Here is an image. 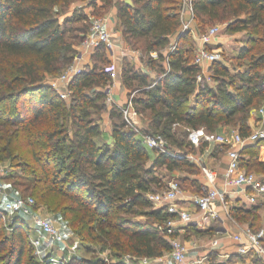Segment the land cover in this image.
I'll use <instances>...</instances> for the list:
<instances>
[{
  "label": "trees",
  "instance_id": "1",
  "mask_svg": "<svg viewBox=\"0 0 264 264\" xmlns=\"http://www.w3.org/2000/svg\"><path fill=\"white\" fill-rule=\"evenodd\" d=\"M74 1L0 0V164L16 170L9 175L15 179V188L31 192L36 204L60 214L100 249H109L115 258L119 254L162 256L171 250L170 240L178 235L158 229L171 216L160 208L144 213L148 221L142 224L129 216L139 208L152 206L147 194L162 184L155 174L156 167L195 170L181 157L195 147L178 134V127L215 132L221 125L237 122L239 134L250 135V110L264 98V0H190L199 26L219 23L225 24L229 32L247 33L245 46L236 57L246 64L232 74L227 66L215 61V87L197 81L200 67L194 62L195 55L190 56L188 31L179 35L176 48L167 57V67L162 64L165 58L160 51L180 27L177 0H80L88 1L92 14L114 5L126 42L132 46L139 43L147 65L156 72V77L150 78L123 65L121 76L124 86L138 93L131 99L136 112H149L148 128L143 133L149 130L152 135H160L166 143L163 150L148 148L141 132L124 121L113 123L111 145H97L100 127L90 109H97L104 93L89 95L85 90L112 80V72L107 70L110 63L102 70L95 66L84 69L70 81L71 102L77 107L71 116L70 132L65 123L64 100L50 87L40 85L44 74L55 73L64 62L71 61L76 53L73 46L87 35L83 30L74 34L80 28L68 25L83 22L85 14L75 12L60 22L54 12L57 5L67 7ZM101 52L106 58L103 47L97 48L92 57H101ZM150 52H156L157 57H150ZM192 96L194 105L190 104ZM110 113L123 117L122 109L115 105ZM256 151L251 146L240 151V166L247 172L253 163L264 171V162L256 159ZM152 152L156 156L149 166ZM196 185L199 192L200 184ZM262 204L264 200L251 208L230 209L229 216L259 231L254 226ZM2 214L0 209V264H32L31 257L24 263L31 245L27 223L19 215L8 223ZM6 228L9 233H5ZM79 263L100 264L92 260ZM208 264L230 263L209 259Z\"/></svg>",
  "mask_w": 264,
  "mask_h": 264
},
{
  "label": "built area",
  "instance_id": "2",
  "mask_svg": "<svg viewBox=\"0 0 264 264\" xmlns=\"http://www.w3.org/2000/svg\"><path fill=\"white\" fill-rule=\"evenodd\" d=\"M190 2V0H189ZM190 7V4H189ZM191 9V8H190ZM219 27H211L204 33L200 34L198 39L201 43L195 53L194 62L197 65L203 63H213L220 58L218 51H209L205 45L209 44L211 40L218 34ZM99 47H103L105 51H111L114 48V42L111 34L108 31L104 18H95L92 20L89 31L82 41L77 55L73 59V63L68 67L67 71L60 78V96L65 97L66 87L74 76L78 75L84 70V57L92 55ZM150 57L156 58V52H150ZM112 74L115 67L111 65L108 67ZM107 102L111 105L113 103L110 95L107 97ZM122 115L126 126H132V121L129 118L127 108L122 109ZM175 127V126H174ZM264 138V127H260L258 131L251 133L247 137H242L237 132L229 134H218L215 132H207L204 128L190 129L187 131V140L195 148H199L203 143L222 145L227 149L228 161L224 173V186L239 189L243 195L245 202L250 204H257L264 200V179L258 177L251 172H247L240 166V151L249 143L257 141L259 138ZM143 142L148 148L156 150H163L166 143L164 139L156 134L143 135ZM185 157L189 162H194L195 159L191 153L181 156ZM201 174L204 182L200 184L199 192L190 196L191 203L197 207L200 213V221L206 222L211 218L217 216V205L225 212L228 211V206L225 197V191H220L216 186V172L205 165L200 166ZM1 176V172H0ZM161 190L152 191L147 194L150 202L157 205L158 208L163 209L169 214L171 218L166 220L163 225L158 226V229L163 233H183L188 225L192 222V215L190 211L183 208L178 202L183 195V189L177 179H170L165 181L162 179ZM5 194L4 184L0 181V199ZM35 205L34 199L31 197L23 198L17 197L5 201L0 209L3 211L2 217L4 221L16 215L27 217L31 225L28 228L29 242L31 246L37 249H44L45 255L50 262L57 264H67L68 261L63 257H56L51 253V249L57 243H63L64 237L60 230L48 220L41 218L38 214L32 211ZM38 229L41 233L38 236L32 235L31 231ZM234 239L239 243L238 253L240 255H249L255 260H261L264 264V230L252 231L247 228L243 236L235 235ZM171 251L170 256L175 264H184L186 261L187 248L178 239L170 240ZM203 258L196 261L195 264H202Z\"/></svg>",
  "mask_w": 264,
  "mask_h": 264
},
{
  "label": "rangeland",
  "instance_id": "3",
  "mask_svg": "<svg viewBox=\"0 0 264 264\" xmlns=\"http://www.w3.org/2000/svg\"><path fill=\"white\" fill-rule=\"evenodd\" d=\"M118 1H122V0H118ZM124 1V0H123ZM128 1V0H126ZM179 3V11H180V15H181V22H180V31L178 32V37L180 34H182L183 32L188 31L189 35H190V43H187V46L190 47L191 50V54L190 56L193 58V56L195 55V51H196V44H195V37L198 38V36L202 33H204L206 30H208L211 27H219V31H218V35H216L217 37H220L224 31H227V27L225 24H219V23H207L204 26H199L197 21L193 18V14L192 17H190L189 20L187 18V20H185L186 18V10L189 7V0H177ZM88 1H80V0H76L73 3H71L69 6L67 7H63L60 5H57L54 8V12L57 15L58 19L60 22H63L65 19H69L70 17L73 16V14L75 12L80 13L81 15L84 14L83 9L80 8L81 6L87 4ZM188 4V5H187ZM115 6L113 5L111 8H114ZM110 8V9H111ZM108 9V10H110ZM108 10H103V11H98L95 14L91 15V19L86 15L87 19H85L83 22H78V23H70L68 24L71 27H78L80 28V31H73L74 34L80 33L81 30L84 31V34H87L91 25V22L93 19L95 18H104V15L106 12H108ZM93 11V10H92ZM191 11V10H189ZM192 13V12H191ZM187 21V22H186ZM82 34V35H84ZM197 34H199L197 36ZM85 36V35H84ZM83 36V37H84ZM82 37L81 42L78 46H73L76 48V53L74 54V57L77 55L80 45L82 43V41L84 40V38ZM124 37V36H123ZM177 40L174 39L173 42H171V46H169V50H171L173 48V45L175 46L174 49L177 46ZM216 38L214 39V41L212 42V44H208L205 48L208 49L209 51H218L220 53V58L216 61L218 63H222L223 65L227 66L228 69L231 71V73H235L238 71V69L242 68L243 65L246 64L245 62H242L240 60H236L237 54H238V50H235L234 52L229 51V50H223V49H217L216 47ZM126 44H128L126 42ZM129 47L131 48H137V50L142 53L141 49H140V44L136 43L134 46L128 44ZM179 46H181V44H179ZM134 48V49H135ZM101 57H99L100 55H97V58H93L92 55L86 56L84 57V69H91L92 66H95V68L97 70H102L105 66H107L110 63V60L107 58L108 56H106V58L104 57V52H101ZM74 57L71 59L70 62H64L61 65V68L52 74H44V76L42 77V81L40 82L41 86H48L52 89V91L55 93L56 96H58L60 99H63L65 104H66V125H67V129L72 131L73 127L70 124V120H71V116L76 113L77 111V107L73 106L74 104H72L71 102V95L69 93V87H66V92H65V97L62 98L60 96L61 90H60V78L62 75L65 74V72L67 71L68 67L73 63V59ZM104 57V58H103ZM122 64L120 66L121 69V73L123 70V65H129L128 63H126L123 59H122ZM124 62V63H123ZM213 66H214V62L213 63H203L200 64V72L198 74V83H200L201 85L203 84H207L210 87H215L216 82L214 81L212 74H213ZM132 69L134 71H138L141 72V70H139L138 68H134L132 67ZM108 84H104V85H98V86H94L93 88L90 89H86V93L89 95H94L97 93H104V96L98 100L97 102V109H90L91 110V115L92 117H94V121H96L97 123L99 122V120L101 119V116L104 115L106 112H111V108L113 107V105L110 106V104L107 102V97L109 95L108 92ZM133 96L138 95L137 91L133 92ZM194 96H192L191 102L193 103V105L195 104V99L193 98ZM73 106V107H72ZM251 113H249V117L250 115L253 117V119L255 120V123H258V121H260L258 123V125L254 126L253 129L250 131L251 133H254L256 131H258V129L260 127H264V119H261L259 117L264 118V98L261 99L255 106H253L251 108ZM148 113L146 112L145 114H142L141 116V120H139L138 122L134 123L132 122V126H129V128H133L135 131H140L141 135H146V134H150V131L147 130L148 133H143L144 130H146L148 128V124H149V119H148ZM115 121L121 122L124 121V119L122 117L117 118ZM222 129L224 130H219L217 131V133L219 134H229L232 132H237V122L228 124V125H221ZM177 132L179 135L184 136L185 141H187V130L184 127H178L177 128ZM152 135V134H151ZM252 148L256 147V149H258L257 156L256 159H258L259 157V152H260V148L264 147V138L261 137L259 138L257 141H255L253 143V146H251ZM258 147V148H257ZM253 149H251L252 151ZM255 151V150H253ZM196 151L194 150L193 152H191V154H194ZM244 159H248V158H244ZM247 161V160H246ZM254 161V160H252ZM196 164H193L195 166V170L193 171H189L190 174L193 175H198L199 170H200V164L198 162H195ZM213 170V169H212ZM15 169H11V167H9L7 164L5 163H1L0 164V172H1V176H0V181L4 184V188L5 191H14V190H19V192H21V196L23 198H28L31 197L34 199V202H37V199L34 198L33 195H31V192H24L21 191V187L15 188L12 184V182L15 180L10 179L9 175H11L12 173H15ZM180 172H187L188 169L186 168H182L179 170ZM249 171L253 174H255L258 177H262L264 179V171H262L257 165L256 163H253L252 166L250 167ZM159 177H161L160 175L163 174L161 173V171L159 172ZM20 177V176H18ZM167 177V176H166ZM164 177L165 181H168L170 179H177L175 177ZM162 178V177H161ZM5 181H4V180ZM21 179V178H20ZM24 179V178H23ZM197 185L194 186V189H196ZM161 186H156L153 188V191H158L161 190ZM17 190V191H18ZM31 208L33 212H35L36 214H38L41 218L44 219H48L50 220L55 227H57L61 234L64 237V241L63 243H57L56 245H54L51 249L52 252H54V256L56 257H60L63 256L68 263L67 264H80L79 262L82 261H99L100 264H115V263H121V264H160L161 259H165V262H168V264H175L170 256V251L165 252L162 256L159 257H154V258H145V257H135L132 255H128V254H119L118 258H115L114 254L109 250V249H105L102 250L100 249V245L99 244H94L93 242H91L88 238H85V235L81 234L78 232L77 228H73L71 226V224L69 222H65L62 218L61 215L58 213H54V212H50L47 210V208L45 207V205L43 204H36ZM151 207L150 208H139L136 210V212L129 216L130 219H132L133 221H137V220H142L144 221V223L147 220V215L145 214H149L151 211H153L154 209H157V205H155L154 203L151 202ZM159 209V208H158ZM145 213V214H144ZM258 216L259 218L257 219V224L254 226L256 229L264 230V204H262V206L259 207L258 209ZM150 219V218H149ZM243 225H247L245 222L242 223ZM241 223H239V225H242ZM5 232V231H4ZM10 230L6 228V232L5 233H9ZM183 237L180 239L178 238L187 248V255H186V261L184 264H195L196 261H199L202 259V256L204 255V253H210V257L209 259L211 260H217L220 259L218 258V254L217 252L211 251L210 248L205 245V243L208 240H211L213 238V233L210 232L208 234L204 233L203 231H199V232H191L189 234L188 229H185V231L182 233ZM44 249H39V253H37V249L34 248L31 245H28V251L24 260V263L27 262L28 257H31V262L32 264H57L55 262H50L47 258V256L45 255V252H43ZM64 250V252H63ZM203 253V254H202ZM207 254V255H208ZM227 260L229 261L230 264H246L242 261V259L230 256L227 258ZM203 263V262H202ZM254 264H258L256 260L253 261Z\"/></svg>",
  "mask_w": 264,
  "mask_h": 264
},
{
  "label": "crops",
  "instance_id": "4",
  "mask_svg": "<svg viewBox=\"0 0 264 264\" xmlns=\"http://www.w3.org/2000/svg\"><path fill=\"white\" fill-rule=\"evenodd\" d=\"M123 1V0H122ZM126 1V0H124ZM97 5H100V2L97 1ZM188 5V4H187ZM80 8L83 9L84 14H86L90 19L92 15V6L88 3L81 6ZM190 7L186 10V18L189 19L192 17V13ZM106 27L108 31L111 34L112 40L114 42V48L111 51H106V56L110 60V64L115 67V71L112 74V80L108 83V92L110 97L113 100V103L111 105H115L117 107H120L121 109L127 108L129 112V118L134 123L141 120L142 117L141 114L137 113L136 110L133 107L132 104V96L134 91H130V89L126 88L122 82V76H121V69L120 66L122 64V59L128 63L131 67L138 68L143 72L144 74L148 75L150 78L156 77V72L151 69L146 62L147 56L144 53H140L137 49L129 47L128 44H126V40L123 37L122 34V27L120 25V21L117 18L116 15V9L111 8L108 10V12L104 15ZM191 20V19H189ZM187 22V21H186ZM180 31V28L178 29V32ZM178 34L173 36L170 40V43L163 48L160 52L165 58V61L162 62L163 66L167 67V57L171 51L174 50V45L171 50H169V46H171V42L174 41V39L178 40ZM199 34H197L198 36ZM218 35V34H217ZM199 37V36H198ZM216 38V47L217 49H223V50H229L234 52L235 50L240 51L244 48L246 40H247V33L246 31H237V32H229L224 31L223 34L220 37L215 36L209 44H212L214 39ZM195 44H196V51L199 47H201V43L199 42V39L196 38ZM208 45V44H207ZM205 45V46H207ZM195 51V52H196ZM124 63V62H123ZM236 73V72H235ZM233 73V74H235ZM191 101V99H190ZM110 105V106H111ZM191 105L193 103L191 102ZM252 111L250 110V113ZM123 118V117H122ZM261 119H264L262 117H259ZM117 117L115 115H111L110 112H106L104 115L101 116V119L98 122V125L100 127V135L95 139L98 146H102L103 144H112V126L113 123L117 122L115 121ZM260 121H258L259 123ZM248 126L250 128V131L253 129V127L258 125V123H255V120L250 115V117L247 120ZM186 128L188 131L189 128ZM219 130H224L220 126L215 133ZM236 132V131H235ZM237 133H239L237 128ZM219 134V133H218ZM253 143H249L246 146H253ZM206 144L203 146L202 150H199V148H195V153L192 154L195 162H198L200 166L205 165L206 167H209L210 169H213L216 172V186L220 191H225L226 195V202L228 206V211L225 212L221 209L220 205H217V211L218 214L216 217L211 218L209 221L201 222L200 221V213L197 207H195L191 201L190 196L192 194L197 193V188L194 189V186L196 184H201L204 182V178L200 173L198 175L190 174V172H180L178 170L174 171H167L163 167H156L155 174L159 176L158 171L163 174H161V179H164V177H175L180 182L182 189H183V195L181 196V199H179V203L182 205L183 208L190 211L192 215V222L188 225L187 229L189 231V234L191 232H199L203 231L204 233L208 234L210 232L213 233V238L211 240H208L205 245H207L211 251L217 252V256L220 259H217V261H228L227 258L230 256L242 259V261L246 264H254L253 261L255 260L253 257L249 255H240L238 253V245L239 243L234 239L235 235L243 236L245 230L248 228L247 225H239L235 221H233L229 216L230 209L243 207V208H251L253 204L245 202L243 199V195L241 194L239 189L224 186V173L228 161V155H227V149L218 144ZM156 156L155 152H152L150 160L148 162V165H152L153 160ZM246 157V156H245ZM258 160L260 162H264V147L260 148L259 157ZM192 164H196L194 162H191ZM166 177V178H167ZM4 180V179H3ZM5 181V180H4ZM21 194L17 190L12 191H5L4 196L0 199V207L3 205L5 201H8L10 199H14L17 197H20ZM23 219L28 223L30 226L31 223L29 222V219L27 217H23ZM137 223H144L142 220H137ZM32 235L38 236L41 233L38 231V229L31 231ZM178 238H182L183 235L181 232H177ZM64 252V250H63ZM52 254L54 252L51 251ZM203 254V253H202ZM208 253H204L202 256L203 263L202 264H208L209 263V255ZM160 264H168V262H165V259H161ZM174 262V261H173Z\"/></svg>",
  "mask_w": 264,
  "mask_h": 264
}]
</instances>
